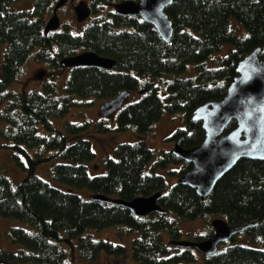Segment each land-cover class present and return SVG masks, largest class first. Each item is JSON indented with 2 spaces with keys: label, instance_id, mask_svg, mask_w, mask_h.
<instances>
[{
  "label": "trees",
  "instance_id": "16d2710c",
  "mask_svg": "<svg viewBox=\"0 0 264 264\" xmlns=\"http://www.w3.org/2000/svg\"><path fill=\"white\" fill-rule=\"evenodd\" d=\"M11 1L0 0V40L8 42L1 64L0 106L6 103L0 109V120L6 124L0 135L16 147L40 146L37 158L50 160L52 176L71 187L87 189L89 196L53 185L33 172L17 185L0 173V215L33 227H11L13 242L24 248L16 251L0 247V264H76L67 260L68 251L63 246V242L74 244L73 240L83 258L96 259L102 252L114 259L122 258L126 253L124 244L84 234L88 228L116 224L127 225L135 234L131 249L138 264H182L195 260L196 250L172 243L182 238L179 221L207 216L222 217L232 225L252 222L242 231L259 244L234 242L223 249L218 246L216 252L202 254L206 264H264V159H239L205 198L195 188L178 182L192 167L191 162L175 155L172 148L163 149L155 158V150L142 138L117 143L114 155L103 157L105 172L91 175L88 171L96 157L89 139L91 130L143 134L165 110L183 113L182 126L169 139L184 147L201 143L205 130L202 121L193 118L194 110L226 93L237 74L238 62L251 50L261 46L260 56L264 57V0H173L166 7L174 26L168 42L139 15L118 14L113 4L120 0H88L95 16L82 33H73L66 25L45 33L46 15L58 0H34L33 9L20 11L9 6ZM231 17L247 29L245 36L235 32ZM228 42L233 47L218 58L217 65H206V60ZM38 45V59L52 67H62L61 58L87 49L115 58L117 65L114 69L72 66L62 95L57 94L52 80L44 82V91L8 90ZM192 62L195 76L178 77L177 73ZM142 74L170 76L165 100L153 81L141 82ZM126 89L131 93L145 91L136 100L127 99L116 111L114 128L108 123L109 116L102 114L94 122L67 120L61 127L52 122L53 117L64 116L72 109L76 95L108 100ZM39 124L46 134L39 132ZM236 125L232 119L225 132ZM14 157L26 167L17 151ZM153 158L154 167L177 166L168 169L174 180L171 186L163 174L146 171ZM155 192H160L157 201L163 210L144 216L124 205L91 198L92 194H104L131 200ZM212 230L213 226L208 234H197L194 240L208 237Z\"/></svg>",
  "mask_w": 264,
  "mask_h": 264
},
{
  "label": "water",
  "instance_id": "95a60500",
  "mask_svg": "<svg viewBox=\"0 0 264 264\" xmlns=\"http://www.w3.org/2000/svg\"><path fill=\"white\" fill-rule=\"evenodd\" d=\"M68 0H58L53 13L44 26L45 33L56 30L60 25L57 13ZM173 0H120L113 4L121 15L140 16L151 23L165 41L173 34V21L166 7ZM77 20L83 21L91 14V7L85 0L75 6ZM262 47L257 46L246 54L237 64V74L232 78L226 93L217 99L199 105L193 114L195 120H201L205 136L201 143L184 147L175 142L172 151L178 157L192 163V167L178 178V182L196 189L205 198L218 179L229 171L239 159L247 157L264 159V57L260 56ZM62 67L87 65L95 68L114 69L115 58L100 55L94 50H84L65 56L59 61ZM44 71L38 73L42 77ZM145 89H140L142 94ZM131 95L126 89L111 99L105 100L100 107L103 116L117 111ZM235 119L237 125L225 132L229 122ZM160 192L151 195H139L131 200L111 198L104 194H92L91 198L118 203L128 207L134 214L144 216L163 210L157 199ZM211 234L201 240L178 239L172 243L178 246L192 247L203 255L217 251L220 242L227 241L233 235L249 227L252 222L232 225L222 217L212 219Z\"/></svg>",
  "mask_w": 264,
  "mask_h": 264
},
{
  "label": "rangeland",
  "instance_id": "374dc122",
  "mask_svg": "<svg viewBox=\"0 0 264 264\" xmlns=\"http://www.w3.org/2000/svg\"><path fill=\"white\" fill-rule=\"evenodd\" d=\"M81 0H68L61 7L58 8L57 12L60 17V27L67 26L69 30L73 33H82L85 27L93 20L95 14L91 13L85 20H77L74 6ZM88 1V0H85ZM9 6L14 10H31L34 7V0H13L9 3ZM53 9L46 15L45 22L49 20L52 15ZM230 23L234 28L235 32L239 36H245L247 34V29L236 18L231 17ZM8 42L0 40V76L2 75L1 64L5 59V54L7 50ZM56 47V45H54ZM233 47V45L228 42L225 43L223 48L217 52H214L212 56L206 60V65L216 66L219 57L225 55L228 50ZM41 49V46H35L30 54L28 60L23 64L21 73L18 78L12 81L7 89L11 91H29L36 88L40 91H44V82L46 80H52L55 82L56 91L58 95L64 93L65 81L71 73V66L68 67H52L46 61H41L37 57V52ZM44 71L43 76L38 77V73ZM196 74L195 63H190L182 71L177 73L178 77H192ZM142 83L147 80L153 81L157 86L159 93L166 99L167 94V80L170 78L169 75L162 76H152L150 74L139 75ZM139 97V91H133L128 97V101L136 100ZM77 103L72 107V109L67 112L64 116L53 117L52 122L55 126L61 127V125L67 121H84L91 120L95 121L100 117V107L105 101L103 97L98 96H87L80 97L76 95ZM6 102H4L0 109H3ZM115 111L111 116L108 117V123L111 128H114L116 123ZM6 123L0 120V129ZM183 124V113L181 110L174 113H169L167 110L164 111L162 117L153 125V127L146 133L138 134L133 130H110L107 132H96L91 130L89 139L92 142L93 148L96 153L95 159L88 165V171L91 175L105 172V165L103 163V157L105 155H114V147L117 143L123 141H135L142 138L146 143L155 150V158H157L163 149L173 148L174 142L169 139V135L179 126ZM39 132L46 134L47 131L43 125L39 124ZM40 146L27 147L20 146L16 147L15 143L12 141H5L0 135V173L8 176L14 185L19 184L23 178H25L30 172L36 173L44 179L48 180L53 185L59 186L63 189L72 188L74 191L81 194L83 197H88L89 192L85 188L71 187L69 184L64 183L55 179L52 176L51 162L50 160L39 161L36 155V151L40 149ZM18 152L23 161L24 167L21 163H18L14 157L15 152ZM153 158L147 165L146 171H154L156 173H161L166 177V180L171 186L173 183L172 175L168 172L169 168L177 167L176 165H170L169 168L154 167ZM212 217L207 216L205 218L198 217L195 219H185L181 220L180 226L182 229L183 239H196V235H206L208 234L210 227L212 225L210 222ZM25 226L28 228H33L29 223L21 221L16 218L6 217L0 215V247L6 250H19L24 248L20 243L13 242L10 230L13 226ZM84 234H90L95 239H109L115 243H122L126 247V253L124 257L114 259L108 256L105 252H102L96 259H86L83 258L74 244H69L63 242V246L67 249V260L76 264H138L133 258L131 243L135 234L129 230V227L125 224H116L112 226H107L105 228L96 229L88 228ZM244 243L247 245H257L259 243L251 240L245 231L238 233L235 241L227 240L220 242L219 249H223L227 244L230 243ZM196 259L192 261H184L182 264H206L204 262L203 256L200 252L196 250ZM17 264H34V263H17Z\"/></svg>",
  "mask_w": 264,
  "mask_h": 264
},
{
  "label": "flooded vegetation",
  "instance_id": "af4514ba",
  "mask_svg": "<svg viewBox=\"0 0 264 264\" xmlns=\"http://www.w3.org/2000/svg\"><path fill=\"white\" fill-rule=\"evenodd\" d=\"M76 5V4H75Z\"/></svg>",
  "mask_w": 264,
  "mask_h": 264
}]
</instances>
